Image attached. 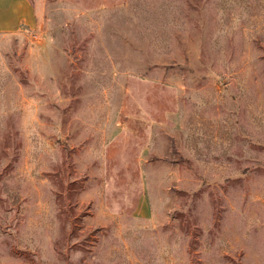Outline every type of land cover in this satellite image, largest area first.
<instances>
[{
  "label": "rangeland",
  "instance_id": "rangeland-1",
  "mask_svg": "<svg viewBox=\"0 0 264 264\" xmlns=\"http://www.w3.org/2000/svg\"><path fill=\"white\" fill-rule=\"evenodd\" d=\"M0 30V264H264V0H30Z\"/></svg>",
  "mask_w": 264,
  "mask_h": 264
},
{
  "label": "crops",
  "instance_id": "crops-1",
  "mask_svg": "<svg viewBox=\"0 0 264 264\" xmlns=\"http://www.w3.org/2000/svg\"><path fill=\"white\" fill-rule=\"evenodd\" d=\"M36 25L35 10L30 0H0V30H10L19 24Z\"/></svg>",
  "mask_w": 264,
  "mask_h": 264
}]
</instances>
